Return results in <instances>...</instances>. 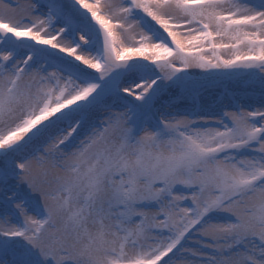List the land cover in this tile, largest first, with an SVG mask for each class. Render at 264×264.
<instances>
[{"label":"snow or ice","instance_id":"obj_1","mask_svg":"<svg viewBox=\"0 0 264 264\" xmlns=\"http://www.w3.org/2000/svg\"><path fill=\"white\" fill-rule=\"evenodd\" d=\"M0 264H264V0H0Z\"/></svg>","mask_w":264,"mask_h":264},{"label":"rangeland","instance_id":"obj_2","mask_svg":"<svg viewBox=\"0 0 264 264\" xmlns=\"http://www.w3.org/2000/svg\"><path fill=\"white\" fill-rule=\"evenodd\" d=\"M25 1H27V0H25ZM190 71L195 72V73H199L201 70L200 69H192ZM219 91H220L219 89H216L215 91L211 92L210 93L211 97H209L208 100L211 101V99H214L217 96V94L219 93Z\"/></svg>","mask_w":264,"mask_h":264},{"label":"bare ground","instance_id":"obj_3","mask_svg":"<svg viewBox=\"0 0 264 264\" xmlns=\"http://www.w3.org/2000/svg\"><path fill=\"white\" fill-rule=\"evenodd\" d=\"M18 2L21 4V5H25L27 3V1L25 0H18ZM43 10V9H42ZM211 97L210 93L209 94H206L205 97H204V103H209L210 101L208 100V98ZM208 100V101H207Z\"/></svg>","mask_w":264,"mask_h":264}]
</instances>
